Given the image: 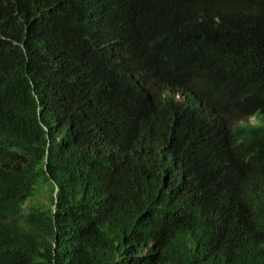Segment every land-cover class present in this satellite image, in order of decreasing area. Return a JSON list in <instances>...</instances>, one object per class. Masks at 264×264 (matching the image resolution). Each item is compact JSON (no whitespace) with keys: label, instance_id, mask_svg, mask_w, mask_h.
Listing matches in <instances>:
<instances>
[{"label":"trees","instance_id":"obj_1","mask_svg":"<svg viewBox=\"0 0 264 264\" xmlns=\"http://www.w3.org/2000/svg\"><path fill=\"white\" fill-rule=\"evenodd\" d=\"M0 264H264V0H0Z\"/></svg>","mask_w":264,"mask_h":264},{"label":"clouds","instance_id":"obj_2","mask_svg":"<svg viewBox=\"0 0 264 264\" xmlns=\"http://www.w3.org/2000/svg\"><path fill=\"white\" fill-rule=\"evenodd\" d=\"M154 90V89H153ZM149 90L147 92H144L145 95L150 93L147 99L150 100H160L166 96H169L173 99L174 103L177 105H182L185 107L191 106V103L193 102L192 95L190 91L187 89L186 86L180 84V83H171L168 82L161 90L159 91H153ZM188 105V106H187ZM196 106V105H194ZM224 118L226 121H228L229 126H241L246 123L255 125L259 124L260 120L257 115L255 114H249V115H241L238 116L235 113H226L224 115ZM255 119V123L252 122V120Z\"/></svg>","mask_w":264,"mask_h":264},{"label":"rangeland","instance_id":"obj_3","mask_svg":"<svg viewBox=\"0 0 264 264\" xmlns=\"http://www.w3.org/2000/svg\"><path fill=\"white\" fill-rule=\"evenodd\" d=\"M252 122L255 123V122H256L255 119H253ZM37 200H39V201H44V199H43L42 197H39Z\"/></svg>","mask_w":264,"mask_h":264}]
</instances>
